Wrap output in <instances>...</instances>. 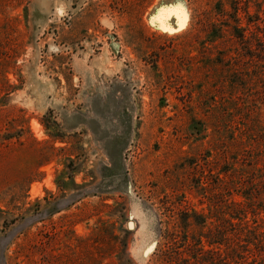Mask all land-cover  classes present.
Listing matches in <instances>:
<instances>
[{"label": "rangeland", "instance_id": "1", "mask_svg": "<svg viewBox=\"0 0 264 264\" xmlns=\"http://www.w3.org/2000/svg\"><path fill=\"white\" fill-rule=\"evenodd\" d=\"M221 151L264 163V0H0V264L230 236Z\"/></svg>", "mask_w": 264, "mask_h": 264}, {"label": "trees", "instance_id": "2", "mask_svg": "<svg viewBox=\"0 0 264 264\" xmlns=\"http://www.w3.org/2000/svg\"><path fill=\"white\" fill-rule=\"evenodd\" d=\"M240 155L241 157H238L239 155L235 152L227 154L221 151L219 157L222 164H219L216 174L217 185L224 183L228 178L232 179L233 177V179H236L237 181L229 180L225 183V186L233 183L231 188L227 187L226 189L236 192L243 200L241 202H235L234 200L230 202L236 209L228 214L231 228L228 234L230 236H227L224 229L221 231L215 229L213 236L200 235L199 239H196L195 243L190 246L183 235L182 245L179 247L177 246L179 245L177 236L169 233L165 235V243L160 248L156 261H162L166 264H180L183 261L188 262V259H195V261L198 260L203 264H264V230L260 226L264 220L258 217L261 213L264 214V198L259 193L262 189L261 186L264 184V163H259L260 161L253 159V157L247 159V155ZM246 160L248 163H244ZM245 166H248L249 169L245 170ZM230 195L231 193L228 196ZM248 213L251 216V224H249L246 217ZM201 220L198 224L204 228L206 219L201 217ZM105 231L108 237L105 245L92 240L91 237L86 239L91 242L88 255L92 264H99V260L101 264V261L110 258L112 253L115 252V237L108 230ZM203 239L206 245L211 247L209 251H203ZM124 248L126 249V244ZM190 249L192 251L188 252ZM186 252H188V259L181 256ZM204 253L211 255L208 261L203 258ZM93 254H95V257H93ZM127 262L131 264L129 260ZM105 264L114 263L108 262Z\"/></svg>", "mask_w": 264, "mask_h": 264}, {"label": "bare ground", "instance_id": "3", "mask_svg": "<svg viewBox=\"0 0 264 264\" xmlns=\"http://www.w3.org/2000/svg\"><path fill=\"white\" fill-rule=\"evenodd\" d=\"M37 126V125H36ZM38 129V127H36ZM34 129V128H33ZM36 130V129H35ZM130 228H133V224H131Z\"/></svg>", "mask_w": 264, "mask_h": 264}, {"label": "water", "instance_id": "4", "mask_svg": "<svg viewBox=\"0 0 264 264\" xmlns=\"http://www.w3.org/2000/svg\"><path fill=\"white\" fill-rule=\"evenodd\" d=\"M131 226V223H129V227Z\"/></svg>", "mask_w": 264, "mask_h": 264}]
</instances>
